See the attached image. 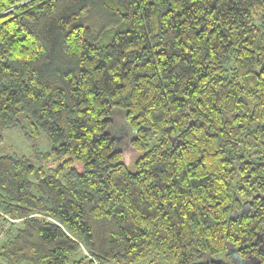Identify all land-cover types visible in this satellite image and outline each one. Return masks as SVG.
<instances>
[{
    "label": "trees",
    "instance_id": "16d2710c",
    "mask_svg": "<svg viewBox=\"0 0 264 264\" xmlns=\"http://www.w3.org/2000/svg\"><path fill=\"white\" fill-rule=\"evenodd\" d=\"M23 122L0 264H264V0H0Z\"/></svg>",
    "mask_w": 264,
    "mask_h": 264
},
{
    "label": "rangeland",
    "instance_id": "374dc122",
    "mask_svg": "<svg viewBox=\"0 0 264 264\" xmlns=\"http://www.w3.org/2000/svg\"><path fill=\"white\" fill-rule=\"evenodd\" d=\"M99 22V21H97ZM23 122L20 127L4 128L0 130V152H17L26 155L35 165H37L35 153L38 151H47L52 147V142L45 134H39L37 137H30L31 133ZM116 139H118L116 135ZM1 227V226H0ZM1 230V229H0ZM4 240V234L0 232V244ZM79 257V251L70 254V262ZM254 258L250 259L254 263ZM106 264H116L110 261ZM124 264V263H117Z\"/></svg>",
    "mask_w": 264,
    "mask_h": 264
}]
</instances>
